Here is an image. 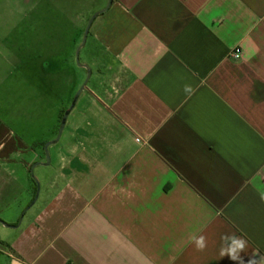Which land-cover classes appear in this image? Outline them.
Returning a JSON list of instances; mask_svg holds the SVG:
<instances>
[{
  "label": "crops",
  "instance_id": "obj_1",
  "mask_svg": "<svg viewBox=\"0 0 264 264\" xmlns=\"http://www.w3.org/2000/svg\"><path fill=\"white\" fill-rule=\"evenodd\" d=\"M13 38L0 34V54ZM86 58L92 80L48 165L62 109L41 135L38 112L20 114V134L0 116V220L18 225L9 203L33 165L51 175L20 225L1 223L0 264H235L220 255L232 234L242 264H261L264 0H113Z\"/></svg>",
  "mask_w": 264,
  "mask_h": 264
},
{
  "label": "rangeland",
  "instance_id": "obj_2",
  "mask_svg": "<svg viewBox=\"0 0 264 264\" xmlns=\"http://www.w3.org/2000/svg\"><path fill=\"white\" fill-rule=\"evenodd\" d=\"M29 1L32 5L23 7L27 0H0V34H12L14 37L11 42L13 49L2 48L0 54V116L20 134L26 123L20 114L38 112L43 116V127L38 126L33 119V122H29V128L35 135H41L44 129H48L59 108L62 112L70 108L78 90L85 82L87 69L84 71L80 65L86 62L91 35L103 13L91 26L78 59L77 49L82 43L89 20L106 8L109 0H92L93 6H89V2L84 0ZM53 11L54 22L51 20ZM49 64L51 69L50 73H47L46 66ZM52 68L55 71L59 69L54 78ZM76 74L78 77L80 74L79 79L83 80L80 87L73 90V85L70 88L67 80ZM50 176V173H47L39 178L38 171L30 172L29 191L21 189L18 196L22 195L21 199L15 198L9 203L13 212L19 210L20 204L23 207L18 214V221L22 222V215L25 216L27 211L32 209L31 207L26 210L36 195L39 197L40 192H44L45 183ZM37 207L38 205L33 210ZM4 217L7 219L9 216ZM1 222L0 238L7 232Z\"/></svg>",
  "mask_w": 264,
  "mask_h": 264
},
{
  "label": "clouds",
  "instance_id": "obj_3",
  "mask_svg": "<svg viewBox=\"0 0 264 264\" xmlns=\"http://www.w3.org/2000/svg\"><path fill=\"white\" fill-rule=\"evenodd\" d=\"M184 91L190 96L194 93V89L190 85H185ZM264 199V196L261 197ZM190 242L195 245L197 251H203L207 247L206 237L203 235H192L190 236ZM222 241H227L226 244L222 245L220 255L221 257H228L235 264H242L241 253L245 250L247 244L246 241L232 234L231 236L225 235L222 237ZM249 264H255L254 261H250ZM264 264V260L261 261Z\"/></svg>",
  "mask_w": 264,
  "mask_h": 264
},
{
  "label": "water",
  "instance_id": "obj_4",
  "mask_svg": "<svg viewBox=\"0 0 264 264\" xmlns=\"http://www.w3.org/2000/svg\"><path fill=\"white\" fill-rule=\"evenodd\" d=\"M112 2H113V0H109V1H108V4H107V6H106V8H104L103 10H101V11L97 12L96 14H94V15L92 16V18L89 20L88 25H87V27H86V29H85V32H84V35H83L82 43H81V45H80V46L78 47V49H77V59H78V57H79V54H80L81 49L84 47V45H85V43H86V40H87V37H88L89 31H90L91 26L93 25L95 19H96L99 15H101L102 13L106 12V11L110 8ZM80 66H83V65H80ZM83 67H84L85 69H87V73H88L87 78H86L85 82L83 83V85L81 86V88L78 90V92H77V94H76V96H75V98H74V101H73V103L71 104L70 108H69V109L65 112V114L63 115L62 120H61L60 129H59V132H58V135H57L56 139L53 140V141L47 142V143L44 145V152H45V163H44V165H48V164L50 163V155H49V152H48V148H49V146L59 141V139H60V137H61V135H62L63 129H64V127H65V123H66V120H67L68 114H69V112L74 108L77 99L79 98L81 92L83 91V89H84L85 86L87 85V83H88V81H89V78H90V76H91V71H90V69H89L87 66H83ZM42 164H43V163H42ZM35 166H36V164L33 165V166L31 167V173H33V170H34ZM37 198H38V194L36 195V197L34 198V200L32 201V203L30 204V206H29L26 210H28L29 208H31V207L35 204ZM23 216H24V214L22 215V218H23ZM22 218H21V219H22ZM0 222H1V221H0ZM1 223H2V222H1ZM20 223H21V221H19L18 225H20ZM2 224H3L4 226H6V227H9V228H16V227L18 226V225H17V226L5 225L4 223H2Z\"/></svg>",
  "mask_w": 264,
  "mask_h": 264
},
{
  "label": "built area",
  "instance_id": "obj_5",
  "mask_svg": "<svg viewBox=\"0 0 264 264\" xmlns=\"http://www.w3.org/2000/svg\"><path fill=\"white\" fill-rule=\"evenodd\" d=\"M241 49L236 48L230 53V57L234 60H240L241 59ZM137 142H140V139H136Z\"/></svg>",
  "mask_w": 264,
  "mask_h": 264
},
{
  "label": "trees",
  "instance_id": "obj_6",
  "mask_svg": "<svg viewBox=\"0 0 264 264\" xmlns=\"http://www.w3.org/2000/svg\"><path fill=\"white\" fill-rule=\"evenodd\" d=\"M64 113H65V111H64V112H62V115H61V117H63Z\"/></svg>",
  "mask_w": 264,
  "mask_h": 264
}]
</instances>
